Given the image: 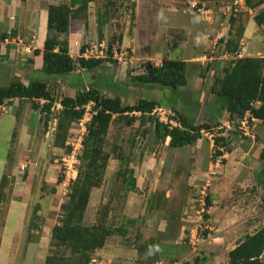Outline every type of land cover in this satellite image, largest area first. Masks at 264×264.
Masks as SVG:
<instances>
[{
    "label": "rangeland",
    "instance_id": "rangeland-1",
    "mask_svg": "<svg viewBox=\"0 0 264 264\" xmlns=\"http://www.w3.org/2000/svg\"><path fill=\"white\" fill-rule=\"evenodd\" d=\"M239 1L96 0L100 11L107 13L108 23L104 26V36L107 39L104 41V45H100L98 41L91 44H96L99 51L102 50V53H99L100 57H109V47L115 48L111 56L113 60L107 61L97 68L78 69L71 74L59 76V79L52 80L51 89L54 90L55 95L62 97L63 95H74L84 87L94 86L106 96H120L125 103L132 104L140 98L162 100L164 104L157 108L155 116L163 122L174 117V112L170 108V104L174 103L194 122L209 121L210 116L215 115L209 108V103L213 98L208 93L209 87L206 92H201L202 95L200 94L198 97V105L191 102V99L189 102L187 98H183L184 94L178 89L174 91L171 88H162L165 93L163 96L161 89L132 86L128 83L131 76L146 71L147 62L157 64L170 56L172 58L183 56V48H179L177 44H174V41L177 37H183V34L188 30L185 28L173 31L170 28H158L159 24L154 16L159 10L170 11L175 8L177 11L185 9L199 14L202 13V10L213 9L222 15V23L228 27L231 25L230 18L237 17L232 26L235 31L238 25H242L241 22L244 23L241 18L244 10ZM193 3L200 11H194ZM180 32L182 35L177 34ZM213 47H207L205 50L206 55L213 57L212 59L215 57ZM211 71L208 72L207 68L202 69V74L211 77L210 83ZM192 76L193 69L191 67L188 68L189 79L193 80ZM36 77L46 80L55 76L42 72ZM198 99L192 98V100ZM24 103L25 105L29 103L31 107L30 102L24 101ZM193 105H198L199 109H195ZM0 108L5 109L0 111V176L4 171H10L20 158L25 159L17 145V138L28 118H32L33 121L36 119L39 125V138L36 139L34 145L37 148L34 147V157L26 158V160H30L35 172L39 171L40 174L42 171L45 177L48 178L51 175L53 178L50 180L53 182V186H48L47 194L45 193L47 186L41 184L40 198L45 200V195H47L46 202L55 203L51 193L58 191L61 198L57 199L56 205L66 201L69 186L73 180L71 177L74 173H67L63 159L70 153L72 144H75L79 148L76 154L77 164L75 167L77 168L82 151V144L81 147L77 144L79 139L83 140L86 133V124L91 117L90 105L87 106V114L80 121L72 124L63 147H57L54 144L57 125L56 106L49 114L40 113L39 110L32 107L25 112L24 108H28V106H25L22 111L20 109L18 113H15L11 106L7 108L0 106ZM139 123L140 120L133 126H125L123 123L115 122L110 126L106 137V148L111 151V158L108 161L101 186L93 189L91 193L86 213L87 221L98 223L104 218L107 220V224L117 226L121 221L133 218L136 219L137 227L141 230L143 237L155 235L160 238L163 234L160 235V232L156 234V232L160 231L158 228L163 226L164 221L167 223L166 230L161 232L169 237L174 233L176 223L182 219V223L185 221L187 223H185L186 227L181 239L185 250L175 258L173 257L176 262L172 264H194L196 258L202 259L201 264H227L226 249L233 246L235 241L228 242L224 249L218 250L215 246L210 250L208 237L212 231L205 226L210 225L208 222L210 213L207 210L214 206L218 220L221 218L222 212L230 208L229 214L233 221H243L244 226L246 224L245 231L262 224L264 201L260 199L261 188L257 183V177L248 175V170L254 169L253 163L251 161L247 163L245 161L247 157L242 153L239 155L237 153L226 154V150L232 145L233 136H229L227 148L224 147L225 158L223 156L215 157L216 150L221 149L217 145L221 144L215 143L213 136L209 139L210 132L203 133V138L192 145L172 148L168 146L169 139L157 142L151 133L144 136L143 130L149 122L145 121L143 125H139ZM170 123L177 125L173 120ZM231 124L239 134L236 136L238 139L248 138L238 129V121L235 120ZM220 129L224 130V128ZM215 131H217L215 132L216 136L221 135L219 128ZM118 152L121 153L118 155ZM123 156H130L127 166L134 171L137 184L135 191L127 190L123 186L121 178L116 176L117 171L126 165V162L120 160ZM66 158L68 160L67 156ZM20 170L22 169L20 168ZM25 170L22 171H28L26 167ZM60 177L62 181L58 183ZM207 197H209V208L206 206ZM203 198H205L204 208L200 203V199L202 201ZM110 202L111 208L107 210L105 205ZM60 211H62L61 207ZM190 224L191 227H189ZM186 252L189 253L188 258L183 256ZM63 255V264H71L73 261L74 264H77V260L69 259L67 251L63 252Z\"/></svg>",
    "mask_w": 264,
    "mask_h": 264
},
{
    "label": "trees",
    "instance_id": "trees-1",
    "mask_svg": "<svg viewBox=\"0 0 264 264\" xmlns=\"http://www.w3.org/2000/svg\"><path fill=\"white\" fill-rule=\"evenodd\" d=\"M90 1L95 2L96 0H84V6L86 7ZM245 3L250 7L254 6L252 0H245ZM72 15V10L67 4L48 7L47 26L52 34L45 40L41 69L50 76H65L78 69L90 70L113 60L111 58L112 46L108 50L109 57H84L82 53L86 45L81 47L79 57L73 58L70 55L68 40L63 37V34L69 30ZM236 19L237 17L230 18L231 25L228 35L221 37L213 51L215 58L220 57L225 51L232 53L239 50V39L243 34V27L240 24L233 31L232 26ZM254 19L258 25L263 27L264 33V9L259 11ZM107 23V13L99 9L97 14L99 41L104 37V26ZM145 69V72L131 76L128 84L155 87L161 89L160 91L166 87L177 91L187 84V63L183 59L166 58L160 64L147 62ZM49 82L50 79L47 81L35 79L24 84L18 78L11 80L6 85H0V106L14 99H22V101L30 102L31 107L39 110L40 113L49 114L52 108L54 109L57 104H60V108L56 109L57 125L54 144L57 147L64 146L72 124L84 117L88 112L87 106L90 105L91 107V117L86 124L76 177L69 186L67 200L61 205L60 222L52 228L49 251L44 264H63V252L65 251L69 253V259L77 260V264H89L96 250L102 248L111 236H119L132 241L138 254L145 262L157 260L156 246L158 242L169 238L172 234L168 237L165 233L158 231L156 234L160 232V235L163 234L162 237L149 235L145 238L137 227L136 219L133 218L125 219L117 226L107 224V220L104 218L98 223H91L86 220L91 193L93 189L101 186L108 161L111 158V151L106 148L109 128L115 122L123 123L125 126H133L138 120H140L139 125L148 121V126L143 130L144 136L151 133L157 142H164L169 139V147L182 148L197 142L205 132L215 134L217 132L215 129L220 125L219 121L215 123L207 120L194 122L174 103L170 104L174 117L163 122L155 116L156 109L164 104L162 100L140 98L135 103H125L120 96H106L94 86L84 87L74 95L58 97L51 89ZM209 92L213 95L209 108L213 110L214 116L218 119L220 117L218 110L220 109L228 112L229 120L232 122L243 118L246 112H249L251 117L264 122V57L234 58L225 63L221 70L213 69ZM162 93L164 96V91ZM214 108L218 110L216 111ZM171 120L175 121L177 125H172ZM219 130L221 135H214V140L215 143L221 144L217 147L222 148L227 145L229 137L223 134L225 128L224 130L219 128ZM116 148L115 146V150ZM119 153L121 152L117 154L119 155ZM222 154L223 151L218 149L214 156ZM261 154L264 156V149ZM120 160L126 162V165L117 171L116 176L121 178L122 184L127 190H137L134 171L127 166L130 156H123ZM61 181L62 178L60 177L58 183ZM6 182L7 177L4 176L0 184V193L6 186ZM105 208L109 210L111 202L106 203ZM263 252L264 226L245 235L243 239L237 242L234 248L228 252L227 264H264ZM201 260L196 258L194 264H201ZM71 264H74V261Z\"/></svg>",
    "mask_w": 264,
    "mask_h": 264
},
{
    "label": "crops",
    "instance_id": "crops-1",
    "mask_svg": "<svg viewBox=\"0 0 264 264\" xmlns=\"http://www.w3.org/2000/svg\"><path fill=\"white\" fill-rule=\"evenodd\" d=\"M239 2L244 10L241 15L244 21V23L241 22L243 34L239 39L243 49L241 56L264 57L263 27L258 25L254 19V16L264 9V0H252L254 6L251 7L245 3V0ZM84 3V0H0V85H6L11 80L18 78L24 84L39 79L36 76L43 72L41 67L45 40L52 34L47 26L48 7L50 5L67 4L72 10L73 15L70 18L69 30L63 34V37L68 40L70 55L73 58L81 55L83 45L91 44L94 41L104 45L107 38L104 36L99 41L98 37L97 14L99 8L96 2L90 1L86 7ZM221 16L219 12L213 11V9L197 14L185 9L177 11L175 8L170 9V11L159 10L154 16L160 29L170 28L173 31L178 29L180 31L186 28L188 30L183 34V37H177L174 44L183 48V56L178 59H183L187 63V84L178 90L184 94L183 98H187L189 102L191 99L194 104L199 105L198 97H200L201 92H206L207 87H210L212 83V79L210 83L211 77L202 74V69L207 68L208 72L213 69L221 70L225 63L231 60V58L222 59L221 57L212 59L205 53L207 47L215 46L221 37L228 35L230 27L226 24L223 25V17ZM177 34H181V32ZM167 58L174 59L172 56ZM191 67L193 80L188 77V68ZM55 78H48L50 79V86ZM208 93L213 96L210 92ZM193 97L198 100H192ZM24 101L14 99L1 105V107L11 106L14 108L13 111L18 113L20 109L22 111L25 106H28V108H24L26 112L31 107L29 103L25 105ZM198 105L193 106L195 109H199ZM218 111L220 113L219 119L213 115L210 116L209 121L214 123L219 121L218 128L224 127V134L228 137L233 136L232 145L226 150V154L234 155L237 153L239 155L242 153L247 157L245 158L247 163L250 161L253 163L254 169L248 170V175L257 177V183L261 188L260 199L264 201V156L261 154L264 149V122L258 118H252L250 127L253 136H248L247 139H238L236 136L239 134L236 133L234 125L231 124L233 122L229 120L228 112L220 109ZM38 128L36 119L33 121L32 118H28L17 138V145L25 159L20 158L21 160L19 159L10 171H4L0 176V184L3 177H7L6 186L0 193V264H44L48 254L52 228L60 222L61 213L59 214V212H61L60 207L63 201L58 206L56 205L57 199L61 198L60 193L58 191L51 193L55 203H47V195H45V200L40 198L41 184L47 186L46 193L49 189L48 186H53V182L50 181L53 179L52 176L47 178L42 171L40 174L39 171L35 172L30 160H26V158L34 157V150L37 148L34 143L39 138ZM214 135L210 133L209 139ZM224 147L227 148V146H223L222 151ZM226 154L224 155L223 151V154L219 156L225 158ZM23 163L26 165L27 172L20 170V165ZM75 176L76 173L73 177L75 178ZM207 207H210V203ZM229 210L230 208L227 211L224 210L218 220L214 206L207 210L210 213L208 219L210 225L205 226L212 231L208 237L210 250L215 246L218 250L224 249L228 242L235 241L233 246L226 249L228 254L245 235L264 226L263 219L262 224L258 227L245 231L246 224L244 226L243 221H233ZM262 217L264 218V215ZM185 223H182L181 219L176 223L174 233L169 238L158 242L156 246L158 259L155 261L145 262L138 254L132 241L119 236H111L102 248L96 250L89 264H172L175 260L173 257L175 258L185 250L181 241L182 233L186 227ZM166 224L164 221L163 226L159 227L158 230L165 231ZM188 254L186 252L183 256L188 258ZM262 258L264 259V252Z\"/></svg>",
    "mask_w": 264,
    "mask_h": 264
},
{
    "label": "built area",
    "instance_id": "built-area-1",
    "mask_svg": "<svg viewBox=\"0 0 264 264\" xmlns=\"http://www.w3.org/2000/svg\"><path fill=\"white\" fill-rule=\"evenodd\" d=\"M196 4L193 3V7L195 6ZM198 11H200V9H197ZM113 51H115V49H113ZM99 53H102V50L99 51L98 49V46L96 44H88L86 47H85V50L84 52L82 53L84 57H87V58H97V57H100L99 56ZM236 56H241V51H236ZM225 56H228L227 53L225 54ZM57 108H60V105L57 104L56 105V109ZM4 109V108H3ZM2 108H0V111L3 110ZM5 110V109H4ZM53 110V108H52ZM160 110V109H159ZM157 111V109H156ZM87 114V113H86ZM250 119H252V117L250 116V113L249 112H246V114L243 116V118H241L239 120V126H238V129L241 130V132L243 133V135H246V136H253V132L251 130V127H250ZM81 144H82V140L79 139L78 140V146L81 147ZM73 147L70 151V153H68L66 156L68 157V160L65 156V158L63 159L64 161V166H65V169H67V173L71 172V173H76V167H75V164H77V152L79 150V148L75 145V144H72ZM25 165H21V169L22 170H25ZM70 178V177H69ZM71 178H74L73 176ZM206 198V197H205ZM205 198L200 199V203H201V206L204 208L205 206Z\"/></svg>",
    "mask_w": 264,
    "mask_h": 264
},
{
    "label": "clouds",
    "instance_id": "clouds-1",
    "mask_svg": "<svg viewBox=\"0 0 264 264\" xmlns=\"http://www.w3.org/2000/svg\"><path fill=\"white\" fill-rule=\"evenodd\" d=\"M197 6V5H196ZM196 6H192L193 7V9H194V11L196 10V11H198L197 9H196ZM199 6V5H198ZM203 11V10H202ZM221 39V38H220ZM219 42V41H218ZM217 42V43H218ZM217 43L215 44V46L217 45ZM240 44V43H239ZM87 46V45H86ZM215 46L213 47L214 49H215ZM242 45H240V48H239V50H237V51H241V54H242V51H243V49H242V47H241ZM114 49V48H113ZM227 53V55L228 56H225V54ZM236 51H234V52H232V53H230V52H228V51H225V52H223L222 53V55L220 56L222 59H228V58H231V59H234V58H239V57H242V56H236ZM83 55V54H82ZM216 57V56H215ZM215 57H214V59H215ZM220 57H218V58H220ZM244 57V56H243ZM211 58H213V57H211ZM229 61H231V60H229ZM60 105V104H59ZM253 118V117H252ZM240 120V119H239ZM239 120H238V124H239ZM251 120V119H250ZM74 179V178H73ZM207 206V205H206Z\"/></svg>",
    "mask_w": 264,
    "mask_h": 264
}]
</instances>
